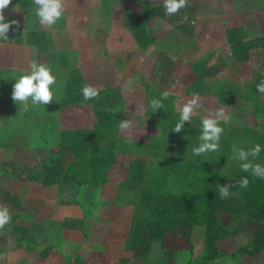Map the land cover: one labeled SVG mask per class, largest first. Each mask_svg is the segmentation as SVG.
Instances as JSON below:
<instances>
[{
  "label": "rangeland",
  "instance_id": "1",
  "mask_svg": "<svg viewBox=\"0 0 264 264\" xmlns=\"http://www.w3.org/2000/svg\"><path fill=\"white\" fill-rule=\"evenodd\" d=\"M146 4L163 6V0H65L52 28L39 24L34 7L11 3L4 10L5 22L16 20L19 28L0 39V131L6 137L0 206L11 215L0 230V264H75L77 258L84 264H199L204 226H171L156 203L161 193L183 190L198 211L210 196L217 199L222 256L209 264H264V252L239 251L254 245L250 211L264 204V179L243 172L232 152L233 145L248 150L259 144V156L249 160L264 165V94L251 90L264 76V44L247 50L248 42L264 36V0H188L175 15L164 11L149 21L146 33L154 43L142 49L124 12L138 13ZM31 60L47 64L56 84L53 102L29 103L23 111L11 92ZM72 70L99 95L62 107ZM165 91L170 95L163 108L154 111L150 101ZM109 93L116 96V110L96 107L98 97ZM193 95L201 107L180 133L173 132L178 106ZM219 108L230 116L219 125V151L194 156L201 118ZM112 110L117 121L98 122V112ZM122 120L132 127L120 130ZM95 125L88 150L64 160L85 182L79 201L68 183L43 185L46 144L56 149L63 140L73 143V132L90 134ZM242 177L249 180L246 189L238 186ZM227 183L235 186L221 199L218 186ZM45 247L49 255L42 254Z\"/></svg>",
  "mask_w": 264,
  "mask_h": 264
},
{
  "label": "trees",
  "instance_id": "2",
  "mask_svg": "<svg viewBox=\"0 0 264 264\" xmlns=\"http://www.w3.org/2000/svg\"><path fill=\"white\" fill-rule=\"evenodd\" d=\"M12 3H17L19 7H34L32 0H12ZM164 7L158 4H146L142 10L138 13H132L129 8L125 7L124 23L131 31L134 40L140 45L142 49H146L149 45L154 43V38L149 37L146 33V25L154 17L164 16ZM229 41V39H228ZM233 43L230 39V43ZM231 43V49L237 56V48ZM249 43V44H248ZM247 44V50L252 49L258 43L264 44V36L251 40ZM238 60L241 58L238 57ZM264 76L260 75L253 83L252 91L254 95L260 94L256 90V84H258ZM86 85L85 78L78 70H72L67 75L64 83L61 106H69L72 104H79L85 101L81 89ZM115 95L109 93L106 96H100L95 101V106L98 108H112L116 110L118 107ZM98 112V122L104 123L111 117L117 121L116 111ZM97 122V124H98ZM3 131H0V148L5 147L6 137H3ZM97 134V125L94 130L89 133L73 132L72 139L77 136V141L73 143H67L70 140H63L57 144L56 149L45 146L46 161H45V177L41 179L43 185H50L53 183H68L75 187V199L78 200L80 192L84 186V180L78 179L75 174L70 173L64 165V160L70 158V156H78L84 154L89 148V142L93 141L94 136ZM158 207L163 214L167 215L168 223L171 226H177L180 228H192L195 225H203L205 228L204 245L205 251L202 258V262L199 264H209L217 261L222 253L217 249V241L222 235V228L220 226L218 218V205L217 199L210 196L206 199L204 208L202 211H198L194 205L190 194L187 191L171 192L167 191L161 193L156 200ZM83 210L86 206L82 203H78ZM23 214V213H21ZM25 215V214H23ZM250 216L256 225V232L254 238V245L251 250L240 249L239 251L249 256H257L264 252V204H261L255 210L250 211ZM90 217V215H88ZM27 219V217H26ZM153 231L156 232V228L153 227ZM51 251L50 247H45L42 250L43 255H49ZM41 254V253H40ZM75 264H84L83 260L75 259Z\"/></svg>",
  "mask_w": 264,
  "mask_h": 264
},
{
  "label": "clouds",
  "instance_id": "3",
  "mask_svg": "<svg viewBox=\"0 0 264 264\" xmlns=\"http://www.w3.org/2000/svg\"><path fill=\"white\" fill-rule=\"evenodd\" d=\"M35 6V15L38 17L39 24L43 27L52 28L56 22L61 18L65 8V0H32ZM12 3V0H0V39L7 40L10 28H19V22L11 20L5 22L4 10ZM188 0H163V7L165 13L169 16L175 15L179 10L185 8ZM13 28V30H15ZM28 71L19 75L15 79L11 99L22 105V110L27 111L29 103L32 106L48 105L53 102L52 86L56 84V77L52 74L51 68L44 63L37 60H31L28 65ZM131 81L129 82V87ZM256 90L264 94V79L256 84ZM82 96L85 101L92 100L99 95V89L91 85H85L81 89ZM170 93L165 91L161 93V99L153 98L150 101V106L154 111L163 108L162 100L167 99ZM199 95L193 97L178 106L179 120L175 124L173 132L180 133L185 123L191 121L195 110L201 107ZM230 122V116L226 114L224 108H219L215 112H209L207 116L201 118V134L199 135L200 143L193 147L192 153L194 156H201L210 152L219 151L220 138L224 131L220 127V122ZM132 127V122L129 120H122L119 123L120 130H128ZM131 139V136H129ZM234 153L233 159L241 161L240 168L243 172L251 174L257 178L264 179V165L259 163H252L249 157L253 159L259 156L261 146L259 144L253 145L250 149L245 150L238 148L236 145L232 146ZM249 185L247 177H242L238 181V186L241 189H246ZM234 184H224L218 186V191L221 199L227 198L230 195V189ZM11 222V215L7 207L0 206V230L4 229L5 225Z\"/></svg>",
  "mask_w": 264,
  "mask_h": 264
},
{
  "label": "crops",
  "instance_id": "4",
  "mask_svg": "<svg viewBox=\"0 0 264 264\" xmlns=\"http://www.w3.org/2000/svg\"><path fill=\"white\" fill-rule=\"evenodd\" d=\"M154 3H155V2H154ZM230 52H231V51H230ZM43 262H44V263H47V261H41V260H39V261H38V264H41V263H43Z\"/></svg>",
  "mask_w": 264,
  "mask_h": 264
}]
</instances>
